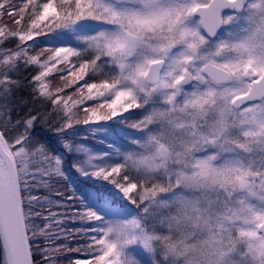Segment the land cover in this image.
Instances as JSON below:
<instances>
[{
	"label": "snow or ice",
	"instance_id": "snow-or-ice-1",
	"mask_svg": "<svg viewBox=\"0 0 264 264\" xmlns=\"http://www.w3.org/2000/svg\"><path fill=\"white\" fill-rule=\"evenodd\" d=\"M0 101V264L62 250L59 181L73 264H264V0H0Z\"/></svg>",
	"mask_w": 264,
	"mask_h": 264
},
{
	"label": "trees",
	"instance_id": "trees-1",
	"mask_svg": "<svg viewBox=\"0 0 264 264\" xmlns=\"http://www.w3.org/2000/svg\"><path fill=\"white\" fill-rule=\"evenodd\" d=\"M40 2H43V0H40ZM37 69L32 68L29 70H24V67L21 66L19 70V74L13 76V79L19 80L22 85L29 84L31 77L37 73ZM32 100L31 96V89L29 87L21 86L20 88L16 89L14 94L11 97V104L13 107H16L19 105L21 101H29V103L26 106L20 107V115L22 116L25 112H27L33 105L30 102ZM85 128H76L75 129V136L73 137L74 141L76 143H83L86 147L92 148L94 151H98L99 149L95 147L94 145H91L87 140L82 139L86 135ZM59 187L60 190L51 191V199L57 202H61L60 204H67L66 207H52L50 205L46 204H38L34 205L37 211L41 213L42 216H48V209L56 210V212H61L60 214H57V219L61 221L59 224L60 226H53L52 234L59 237L58 239L49 242L48 244L51 245H59L61 246L62 250L58 251L57 253H62V251L69 250V252L66 251V253L63 252V254H56L54 253L53 256H59L60 259L63 261V264H73V259L76 258V254L74 250L76 247L81 246L77 244V240L81 239L80 237H77L75 235H72V233H75L77 229L81 227L79 221H70L71 218L68 219V216L71 215V202L67 201V198L71 195V192H67V188L70 186L66 185L63 181H59L57 184H53L52 188ZM35 196H39L43 198L45 195H49V193H46L44 191L33 193ZM63 197V198H62ZM73 205V204H72ZM73 207V206H72ZM67 217V218H66ZM68 219V220H67ZM73 219V217H72ZM37 224H40L41 222L39 220L36 221ZM67 230V233L65 232ZM63 233V234H61ZM42 244H46L45 241L42 242ZM36 259H39V257H36ZM72 262V263H71Z\"/></svg>",
	"mask_w": 264,
	"mask_h": 264
},
{
	"label": "rangeland",
	"instance_id": "rangeland-1",
	"mask_svg": "<svg viewBox=\"0 0 264 264\" xmlns=\"http://www.w3.org/2000/svg\"><path fill=\"white\" fill-rule=\"evenodd\" d=\"M33 54H35V53H33ZM46 83H48V85H49V87L53 90V91H55L56 90V88L57 87H63L64 85H63V82L60 80V78L58 77V76H56L55 74H52V75H50L49 76V78L47 79V81H46ZM67 94L68 95H71V90L69 89V90H67ZM73 99H76V97H73ZM0 102H7V101H0ZM75 119L76 120H83L84 119V114L81 112V113H78L77 115H76V117H75ZM79 127H81V128H85V133H86V135L84 136V137H82V139H84V140H87L91 145H94L95 147H97L99 150H101V149H104V145L103 144H100V143H98L97 141L98 140H100V139H102L103 138V136L102 135H97V136H93L92 135V130L90 129V128H88V127H86V126H83V125H79V126H77L76 128H79ZM58 179V178H57ZM53 184H57V183H53V182H50V185H51V191H56V190H60L59 189V187H56V188H52V185ZM38 186V185H37ZM68 186V185H67ZM70 186V185H69ZM71 187L72 186H70V188L68 187L67 188V192H71ZM41 192V191H40ZM71 196V195H70ZM69 196V197H70ZM39 197V196H38ZM67 201H70L71 202V211H70V213H71V215L70 216H68V219L69 218H71L70 219V221H74V222H76V221H78V220H74V219H72V210H73V207H74V202L73 201H71V200H69L68 198H67ZM56 203H57V201H54V200H52V204L50 205V206H54V207H57V206H55L56 205ZM59 203H61V202H59ZM73 204V205H72ZM73 206V207H72ZM66 209H67V207H66ZM51 212H53V213H55V214H60L61 212H56V210L55 209H53ZM47 216V215H46ZM67 219V220H68ZM53 226H60V225H57V224H53ZM53 226H52V230L54 229L53 228ZM65 232L67 233V230H65ZM46 242V244H48V241H45ZM53 246V248L56 246V245H52ZM67 252H69V250H66ZM66 251L64 250V251H62V253H57L58 251H54V250H52L51 248H50V250H49V252H48V255L49 256H51V257H53V260H52V264H63V261L60 259V257L59 256H53V254L54 253H56V254H63V252L64 253H66ZM73 261H74V259H73ZM72 263V262H71ZM65 264V263H64Z\"/></svg>",
	"mask_w": 264,
	"mask_h": 264
}]
</instances>
